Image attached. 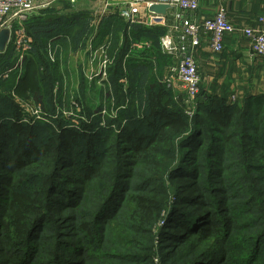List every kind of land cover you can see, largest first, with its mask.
<instances>
[{"label": "trees", "instance_id": "trees-1", "mask_svg": "<svg viewBox=\"0 0 264 264\" xmlns=\"http://www.w3.org/2000/svg\"><path fill=\"white\" fill-rule=\"evenodd\" d=\"M70 8V4H62L61 11L55 7L42 10L25 23L32 47L19 82L28 87V93H33L37 100L47 97L53 101L57 99L56 102L59 99L61 107H64L67 97L61 95V88L56 90L58 97L52 95L61 78L56 72L58 58L65 53L78 55L84 51L86 41L94 33L93 48L101 43L104 36H118L117 41L121 39L122 44L116 53L109 56L112 60L108 68L110 90L106 91L105 98L115 94L116 106L123 105L116 113L127 125L117 134L109 129V125L108 129L89 126L85 134L59 125L56 130L48 128V134L36 143L35 132L45 127L42 123L20 125L3 118L5 125L2 126H8L14 137L12 143L11 139L0 138V182L4 173L14 172L16 167L34 170L39 166L45 175L44 187L54 197H47L49 200L46 198L47 201L38 209L41 213L33 214L29 222L15 224L10 221L1 227L0 256L8 258L0 260V264H63L62 240L70 235L55 233L51 237L54 242L46 245L47 238L38 230L49 218L45 215L48 206L58 213L64 205L70 209L66 217H73V222L78 224L72 229L76 232L77 241L65 246L74 259L72 263L152 264L153 245L160 231V227H156V231L153 227L164 218L162 210L174 193L173 185L179 186L173 183L172 176L194 182L203 171H206L203 179L207 188L213 187L210 193L215 197L221 196L224 206L230 199L229 212L222 214L231 213L236 219L223 224L225 241L218 246L239 237L235 240L241 244L238 259L253 262L264 239V91L258 94L245 92L232 100L229 95L206 94L200 87L197 99L191 103L185 94L178 95L163 83L172 63L159 51L158 40L165 33L164 28L147 29L127 24L119 15L108 14L95 31L91 15L72 14ZM69 15L72 17L68 21ZM133 41L152 43L149 49L127 56ZM12 54L10 45L0 53V72L11 67ZM51 58L57 60L51 62ZM15 76L12 72L7 79L0 80V117L8 106L7 102L3 105V100H9L8 93L16 89ZM123 76L126 85L120 82ZM33 77L37 78L36 84ZM81 85L84 91V83ZM98 97L102 101L101 91ZM126 97L128 104L124 102ZM100 118H93V123H99ZM105 123L109 124V119ZM20 142L21 152L16 156V146ZM7 151L13 155L4 162ZM68 152L83 153L82 167L93 161L87 170L90 176L88 173L83 177L85 180L80 181L86 189L93 181L101 182L97 195L90 202H84L85 199L77 197L76 193L54 189L59 184L58 179H70L58 165V162L63 166L62 162H68L64 159ZM65 165L73 167L72 162ZM213 168L216 172L209 174ZM213 174L216 178L211 181ZM226 175L231 176L230 183ZM143 195L157 196V199L149 202ZM8 196L7 190L1 188L0 216L9 208ZM202 215L198 214L197 218L183 216L182 220L187 219V223L180 224L185 231L194 230L201 221L204 227L206 223ZM82 220H86L90 227L87 228ZM166 221L176 222L170 218ZM83 233L86 236L81 235ZM166 238L164 234L163 242ZM167 240L178 242L174 238ZM7 245L12 248L11 253L7 251ZM174 246L166 258L180 264L183 258L178 254H181L182 245L176 243ZM222 253L217 249L207 259L211 260L216 254L217 257L222 256ZM195 262L184 261L182 264Z\"/></svg>", "mask_w": 264, "mask_h": 264}, {"label": "rangeland", "instance_id": "rangeland-1", "mask_svg": "<svg viewBox=\"0 0 264 264\" xmlns=\"http://www.w3.org/2000/svg\"><path fill=\"white\" fill-rule=\"evenodd\" d=\"M45 2L49 3L46 8H44L45 10L49 9L50 7L61 8L62 4H68V1L66 0H46ZM72 5L73 9L81 8L83 10V8H92V11H95L93 17L94 25L98 24L101 12L106 10L105 4L97 0H78ZM37 11L39 10H36V12ZM108 13H110V15H117V13L112 10L111 12L106 10L103 16L105 17V15H107ZM71 17L72 15H69L66 19L69 21L71 20ZM117 38L118 36H109L108 56H110L112 53H116L118 51V48L122 44V42L120 41L121 39L118 42ZM79 59L81 67L86 63L87 56L85 55V53H81ZM72 62V56H70L69 53H65L62 54L56 66V72L61 75L59 82H57L56 84H58V87L60 88V85H62L60 82H62L65 83L66 88H68L67 92L61 93L62 96H65V98L67 97V101L63 105L64 107H61L62 104L60 103L59 99L58 101L54 102L57 99L53 101V99L49 100L47 97H44L39 101L33 96V93H30V95L28 93V87L19 82L24 73L23 70L21 77L16 79L17 86L15 91H11V93H8L9 100H3V105L5 104V102H7L8 106L6 108V111L2 112L4 113L3 116L0 117V138L6 137L7 139H11L12 143L14 137L11 136L14 135V133H11V129L7 128L8 126H2V124L5 123V119H3L4 117L11 119V121L17 122L20 125H33L38 122L42 123L45 127L38 128L35 132L34 140L36 141V143L40 142V140L48 134V128H50L51 130H56L59 125L63 129L75 131L81 134L87 133L88 131L86 129L89 126H95L96 129H100L101 127L103 129H108L109 127V129H111V131H113L115 134L122 132V129L125 128L124 126L127 125V122L125 123V120L120 118V115H118L116 112H118V110L122 108L123 105L116 106L115 100L113 99L115 95L114 93H112L111 95H107V97L105 98L106 92H101V101L100 97H98V94L100 92L97 78H93L92 80H90L92 88L87 87L86 90L82 91L81 84L82 82L84 83V78L79 77L80 71L79 73H74V75H70L67 73L68 70H71ZM82 73H84V71H82ZM87 77H90V72L89 76ZM33 78L34 83L36 84L37 78ZM123 85H126V83H124ZM95 86H97L98 88H96ZM176 88V94L182 95L183 90L181 89V86L176 85ZM100 89L102 88L100 87ZM52 95L58 97V91H53ZM109 96H111V98L108 99ZM124 102L128 104L129 99L127 97L124 98ZM37 108L40 109L42 118L39 121H33V119L29 121L31 117L28 115H30L31 112ZM13 113H15V116L12 115ZM98 116H102V118H100V121H98L99 123H93V118ZM25 119L26 121H24ZM106 119H109V124L105 123ZM101 122L103 125L101 124ZM24 138L25 136L22 137V141ZM81 147L82 146L78 148ZM13 148H15V146H13ZM20 148L21 142L18 146H16V156L20 154ZM7 153L8 156L4 157V162L11 159L13 155L11 151H7ZM83 157V153L78 152H68L65 155V161H67L68 159V162H72L74 168H68V166L65 165L68 162H62L64 163V166L58 162V165L59 167L61 166L63 173L69 176L70 179H58L59 184H56L54 186V189H63L68 193H76L77 197H82L83 199H85L84 202H86V200L91 201L94 199V197L98 193V186L101 182L98 180L93 181L87 189L84 184H81L82 182L80 181L84 179L83 177L87 176L88 173V176H90V171L87 170H89V164H93V161H90L88 166L85 167L84 164V167H82V162L84 161ZM23 169L24 167L22 168V170H20L19 167H16L14 168V172L4 173V179L2 182H0V189L3 188L9 193V208L6 213L4 212V214L0 216V233H2L3 231L1 227L7 225L10 221H14L15 224L29 222V220L33 217V214L41 213L38 209H40L41 205H43L45 201L49 200V198L47 197H54L52 196L54 194H52V192L50 193L49 190L44 187L43 181L45 179V175H43L42 169L39 166H35L33 168L34 170ZM215 172L216 168H213V170L209 171V174ZM201 173L202 174L200 178L194 180V182L191 179L175 178L174 176H172L173 183L178 184L179 186L177 188L175 185H173L174 193L170 196V198L167 200L166 205L163 207L164 210L162 211H164V213L162 215L164 216V218H166L164 219L161 215L162 219H160L153 227L155 231L157 229L156 227H158V229L160 227V231L158 237L156 238V242L153 245L154 254L151 257L152 264H175L173 260H168L166 256L168 255V253L172 252V248L176 247L174 246L176 245V243L182 245L180 246L181 248L179 250V253L181 254H178L180 258H183V260H180V264H182L184 261L192 260L196 261V264H264V239L262 240L263 244L261 246V251L257 255V258H254L253 262L251 263H248L247 259H244L243 261L238 259V251L239 247H241V244L237 243L235 240H239V237H234V240L228 241L222 246H218V243L222 242L223 244L225 241L222 233L223 224L230 221L235 222L236 219L235 216L231 213L229 215L222 214L229 212L228 205L230 199L228 198L227 206H224L220 201L221 196L215 197L210 193L213 187L207 188V183L203 179V177H205L206 175V171H203ZM226 177L227 181L230 183L232 181L231 176L226 175ZM215 178L216 175L213 174L211 175L210 180L214 181ZM65 181L66 183L64 184ZM225 188L228 187L225 186ZM71 195L75 194H70V196ZM143 196L144 198H147V201L149 202L157 199V196ZM65 206L66 205H64L58 213H54L53 208L51 206H48L45 210V215L49 218L41 224L38 232H40V235L47 238V240L45 241L46 245L47 243L54 242L53 240H51V237L55 233H63V235L65 236L70 235L69 238H65L62 240L64 241V245L61 252L63 255V264H74L72 263L74 259L71 257V254L66 251L65 246L71 245L72 243H75L77 241L78 238L75 237L76 232L72 229L73 227H77L78 224L73 222V217H66L67 214L70 213V209L66 208ZM222 207H224L223 210H221ZM198 214H204L202 216L204 217L203 221L204 223H206V225H204L203 227V223L201 221L194 226V230L185 231L180 224L187 223V219L182 220L183 216L188 217L191 215V218H197ZM63 218H65V220H63ZM167 218L176 220V222H168L166 221ZM82 221L85 223L86 220ZM85 226L87 228L90 227V225L86 223ZM198 231H200V233H198ZM164 234L167 238L163 242L162 237H164ZM81 235L86 236V233H83ZM170 238L178 239V242L175 243L173 240H167ZM5 247L7 248V251L11 253L12 248L9 247V245ZM217 249H220L223 252V255L217 257L216 254V256L211 258V260H208L207 258L210 255L214 254L215 250ZM7 258V256H0V260H5Z\"/></svg>", "mask_w": 264, "mask_h": 264}, {"label": "built area", "instance_id": "built-area-1", "mask_svg": "<svg viewBox=\"0 0 264 264\" xmlns=\"http://www.w3.org/2000/svg\"><path fill=\"white\" fill-rule=\"evenodd\" d=\"M45 1L0 0V31L2 29L9 31L6 48L8 45H11L13 52L12 65L0 72L1 80L7 79L12 72L16 75V79L21 77L25 59L28 57L32 47V39L26 33L24 25L34 15L36 10L49 4ZM66 1L69 4H73L78 0ZM97 1L104 3L105 9L109 6H116L118 8V15L127 24L144 23L146 26L164 25L166 23L165 16L156 15L148 11L152 4L167 5L175 10L172 23L168 25V30L158 40L160 52L172 60L171 65L167 68L163 83L175 90V92L177 89L176 85H180L183 94L186 95L187 100L191 103L197 99L200 92L201 78L192 52L198 45L202 34L209 36L210 49L214 53H220L223 50L225 36L241 32L249 40L252 54L256 57L264 58V13L257 18L256 27L238 29L228 21L226 12L222 8L218 9L211 18L203 19L202 21L194 18H184V13H195L198 10L199 0H157L153 3L146 0ZM107 43L109 45V42ZM108 45H104V47L98 49L101 59L98 65L90 70V79L97 78L99 85L102 86L105 92L110 90L108 68L112 61L108 56ZM149 48L150 42L148 41H133L130 43L127 56ZM120 82L126 83L124 76ZM57 89L58 85L55 84L54 91ZM232 100H234L233 97ZM187 114L190 116L191 112H187ZM28 116L31 117L29 121L32 119L33 121H39L42 118L39 108L34 109Z\"/></svg>", "mask_w": 264, "mask_h": 264}, {"label": "crops", "instance_id": "crops-1", "mask_svg": "<svg viewBox=\"0 0 264 264\" xmlns=\"http://www.w3.org/2000/svg\"><path fill=\"white\" fill-rule=\"evenodd\" d=\"M146 1L153 3L157 0ZM70 7L73 14L81 15L87 13L94 17L95 11H92V8H83V10L81 8H74V10L72 4H70ZM44 8L46 7L38 9L39 11L37 12L35 11L34 15ZM55 8L58 11L62 10V6L61 8ZM220 8L225 10L228 21L234 27L238 29L256 27L257 18L264 13V0H199L198 10L195 13H184L183 17L202 21L203 19L211 18ZM106 10L109 12L112 10L118 15V8L116 6H109ZM105 11L101 12L98 24L94 25L95 31L97 30V26H99L101 21L105 18L103 16ZM174 13L175 10L172 8L166 10V14L164 15L166 23L164 25L146 26L144 23H137V25H141L147 29L161 27L164 28L166 32L168 30V25L172 23ZM94 35L86 41L84 51L80 52L78 55L69 52L73 62L71 70H68L67 73L74 75V73H79L80 71L79 77L84 78L85 90L87 87L92 88L90 82L92 79L87 76H89L90 70L95 68L101 59L98 49L104 47V45H108L109 36H104L101 43L97 45L96 48L91 47V41ZM81 53H85L87 59L86 63L80 67L79 56ZM192 56L198 66V72L201 78V90L206 94L214 93L220 96L229 95L231 98H240L245 92L258 94L264 91V58H259L252 54L250 42L241 32H235L225 36L223 50L220 53H214L210 49L209 36L207 34H202L199 38L198 45L192 52ZM60 58L61 57H59L58 60H60ZM54 60L57 59L51 58V62H54ZM82 71H84V73H82ZM95 87L98 88L97 86ZM100 87L102 88V86L99 85V92L100 90L101 92H105L103 88L100 89ZM60 88L62 92H67L68 90L65 83L60 85Z\"/></svg>", "mask_w": 264, "mask_h": 264}, {"label": "water", "instance_id": "water-1", "mask_svg": "<svg viewBox=\"0 0 264 264\" xmlns=\"http://www.w3.org/2000/svg\"><path fill=\"white\" fill-rule=\"evenodd\" d=\"M170 7L167 5H161V4H152L149 7V12L156 14V15H162L164 16L166 14V10ZM9 31L7 29H2L0 31V52H3L6 48V44L8 41Z\"/></svg>", "mask_w": 264, "mask_h": 264}]
</instances>
